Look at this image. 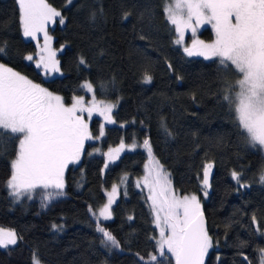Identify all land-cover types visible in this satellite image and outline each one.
I'll return each instance as SVG.
<instances>
[{"label":"trees","instance_id":"16d2710c","mask_svg":"<svg viewBox=\"0 0 264 264\" xmlns=\"http://www.w3.org/2000/svg\"><path fill=\"white\" fill-rule=\"evenodd\" d=\"M67 1L47 0L65 18L63 26L50 30L53 46L64 47L57 56L61 76L47 77L25 61L36 47L23 37L15 0H0V46H5L0 63L61 96L67 105L73 96L84 94L80 86L85 81L91 82L99 101L116 105V123L105 125L100 139L85 144L81 160L64 172V195L46 205L41 195L20 204L9 196L6 181L18 141L4 139L0 227L22 239L11 248H0V264H32L33 252L42 264H169V256L160 258L155 251L152 216L144 194L133 183L144 174L147 154L126 151L102 173V153L121 140L143 145L145 139L170 174L173 190L181 196L196 194L202 203L213 241L205 264H260L264 184L259 176L264 156L243 142L235 114L223 101L225 84L235 83L239 73L218 60L185 56L174 43L176 33L163 12L164 0H73L66 7ZM211 36L207 28L204 39ZM81 57L86 65L79 63ZM146 71L152 76L148 84L143 83ZM101 124L93 118V137L100 135ZM205 162L213 164V174L203 199ZM233 171L241 174L246 187L232 179ZM117 183L122 188L111 210L113 218L101 221L120 243L113 248L101 244L97 221L88 209L103 206L104 191ZM53 224L63 225L62 230L54 232ZM150 254L158 261H150Z\"/></svg>","mask_w":264,"mask_h":264},{"label":"snow or ice","instance_id":"6c2138e0","mask_svg":"<svg viewBox=\"0 0 264 264\" xmlns=\"http://www.w3.org/2000/svg\"><path fill=\"white\" fill-rule=\"evenodd\" d=\"M16 3L23 36L37 41L35 57L26 55L24 59L35 60L36 68H42L45 75L59 72L48 25L55 23L57 18L61 25L65 23L61 11L47 0H16ZM163 12L175 29L177 38L174 43L183 46L187 56L216 57L223 67L231 65L239 73L240 78L235 83L225 84L223 101L235 114L243 142L251 148L264 150V0H164ZM128 15L124 13L125 18ZM203 24H211L215 39L206 43L194 38L190 46L185 45V32L190 30L195 37L197 28ZM38 34H43L42 46ZM141 39L145 37L141 36ZM4 52L5 46H0V54ZM79 63L86 65V60L81 57ZM151 80L152 76L146 71L143 83H151ZM80 87L94 92L89 81ZM72 100L71 106H67L61 96L0 63V144L5 138L9 142L18 141L11 161V174L6 181L9 195L15 200L19 201L24 196L32 199L37 189L43 190L45 205L64 195L67 166L80 160L85 141L100 139L105 134V124H101L100 135L93 137L83 118L85 112L89 117L98 112L107 124L116 123L113 119L115 104H97L93 98L85 106L83 96H73ZM167 134L171 135L170 132ZM140 146L136 143L126 145L121 140L118 147L102 153L105 168L125 150L132 151ZM142 147L149 157L142 183L148 190L147 200L151 204L155 228L159 230L155 251L160 258H167L170 253L169 264L172 259L175 264H205L213 241L206 228L200 200L195 194H176L170 174L153 156L150 141L145 139ZM212 168L211 162L202 165L201 186L205 195L210 186ZM231 177L240 187L247 186L241 183L239 172L233 171ZM126 179L122 178V182ZM259 182L264 184V170L260 173ZM139 186L140 182L137 183ZM117 193L118 187L114 184L106 193L107 203L99 209L98 215L92 207L88 209L97 221L96 231L101 234V244L105 247H120L116 237L101 223L112 218L111 207ZM252 223H257L255 215ZM62 228L63 225H52L54 232ZM260 234L264 235V231ZM21 239L15 231L0 227V248L16 245ZM260 253V264H264V249ZM149 260L157 262L158 257L150 254ZM32 264H41L36 252H33Z\"/></svg>","mask_w":264,"mask_h":264},{"label":"rangeland","instance_id":"374dc122","mask_svg":"<svg viewBox=\"0 0 264 264\" xmlns=\"http://www.w3.org/2000/svg\"><path fill=\"white\" fill-rule=\"evenodd\" d=\"M16 1V0H15ZM72 1L73 0H68L67 1V4H66V7H68V6H70L71 4H72ZM17 4V3H16ZM59 11V10H58ZM58 19L59 18H57V21L55 22V23H53V24H50V25H48V32H49V35L52 37V41H51V47H52V49L56 52V59L58 60V55L60 54V53H62L63 51H64V47H60V48H56V47H54L53 46V41H54V38H53V36L51 35V33H50V30L52 29V28H54L55 26H56V24H58V25H60V26H63V25H61L59 22H58ZM207 28L208 29H210L211 30V34H212V36H211V38L210 39H207V40H205L204 39V35H205V31L207 30ZM175 30V29H174ZM23 34V33H22ZM24 37V36H23ZM25 39H27V40H29V41H31L33 44H34V46L36 47V52H37V41L36 40H32L31 38H26V37H24ZM177 38V35H176V37H175V39ZM200 39V40H203V41H205L206 43H210V42H212L214 39H215V34H214V31H213V29H212V26H211V24H203V25H201L199 28H197V30H196V35H195V37H193V35H192V32L190 31V30H187L186 32H185V45H187V46H190L191 45V42H192V40L193 39ZM38 40H39V43H40V45L42 46L43 45V43H44V37H43V34H38ZM177 45V44H176ZM177 46H179L180 47V49H181V51L184 53V51H183V46H181V45H177ZM36 54V53H35ZM35 54H32L34 57H35ZM185 54V53H184ZM185 56H187L186 54H185ZM187 57H189V56H187ZM190 58H195V59H197V58H200V59H202V60H205V61H208V60H218L219 61V59L218 58H216V57H211V58H208V59H205L203 56H191ZM36 59H38V57H36ZM27 63H29V64H32V65H34L35 66V60L34 61H27V60H25ZM36 67V66H35ZM58 67H59V64H58ZM60 69V68H59ZM41 71L45 74V72H44V70L41 68ZM62 75V72H61V70L59 71V72H53V73H50V74H48V75H46L47 77H59V76H61ZM41 85V84H40ZM42 86V85H41ZM43 87V86H42ZM84 90V94L82 95L83 97H84V99H85V106H88V104L93 100V98H95V100H96V102H97V104H105V103H108V102H101V101H99L96 97H95V94H94V92H92V93H90V92H88L86 89H83ZM50 91V90H49ZM53 93V92H52ZM53 94H55V93H53ZM56 95V94H55ZM64 101V100H63ZM72 102H73V100H72ZM72 102H71V104H72ZM65 103V102H64ZM71 104H69V105H67V106H71ZM115 109V108H114ZM114 109H113V111H114ZM83 118L85 119V121L88 123V125H89V131H90V128H91V122L93 121V118H97V119H99V120H101L102 122H103V124H105V125H114V124H107L106 123V121H105V119H104V117L103 116H101V115H99L98 114V112H93V115L91 116V117H89L88 116V113L87 112H85L84 114H83ZM126 126V124L124 125V127ZM124 127H122V128H124ZM91 133H92V131H90ZM93 140H87V141H85V144L86 143H88V142H92ZM126 145H131V144H133V143H131V144H128V143H125ZM136 144H138V143H136ZM138 145H141V144H138ZM119 145H117V146H115V148L116 147H118ZM114 149V148H113ZM254 149V148H253ZM137 150H142V151H144L146 154H147V157H148V153H147V150L144 148V147H142V145L140 146V147H137L136 149H134V150H132V151H137ZM126 151H128V150H125L124 152H122V153H125ZM260 152H261V154L264 156V150H260ZM121 153V154H122ZM82 154L83 153H81V157H82ZM120 154V155H121ZM81 157H80V160H81ZM104 159H105V157H104ZM79 160V161H80ZM148 162H147V164L149 163V157H148ZM156 160V159H155ZM78 161V162H79ZM105 161V160H104ZM158 161V160H157ZM77 162V163H78ZM160 163V162H159ZM76 164V163H75ZM111 164V163H110ZM109 164V165H110ZM161 164V163H160ZM70 165H73V164H69L68 166H70ZM108 165V166H109ZM68 166H67V168H68ZM66 168V169H67ZM66 169H65V171H66ZM106 171V168H105V166H104V168H103V174H104V172ZM146 175V169L144 168V174L141 176V177H139L137 180H135L133 183H134V187H135V189L139 192H141V193H143L144 194V196H145V201H146V203H147V206H148V209H149V212H150V214H151V216H152V225H153V227H154V230H155V233H154V243H155V240L156 239H158L159 238V230L158 229H156L155 228V224H154V218H153V214H152V211H151V204H150V201H148L147 200V196H148V190H147V188H145L144 187V185H143V183H142V181H143V177ZM138 182H140V186L139 187H137V183ZM117 185V187H118V193H117V195H116V198H115V202L113 203V205H112V207H111V210H112V208L114 207V204L117 202V200H118V198L120 197V189L122 188V186H121V184H119V183H117L116 184ZM172 188H173V186H172ZM111 189H112V187L111 188H109V189H107V190H105L104 191V195H105V203H107V195H106V193H108V192H110L111 191ZM42 193H43V190L42 189H37L34 193H33V198L32 199H36V197H37V195H41L42 196ZM176 193V192H175ZM177 194V193H176ZM179 195V194H178ZM196 195V194H195ZM10 196V195H9ZM183 196V195H182ZM11 197V199L13 200V202L15 203V204H20L21 202H23V201H31L32 199H28L27 198V196H24V197H21V199L19 200V201H17V200H15L12 196H10ZM198 197V196H197ZM202 197H203V199H206L207 198V195H205V193H204V190H203V195H202ZM61 198H63V197H61ZM199 199V198H198ZM104 203V204H105ZM103 204V205H104ZM200 204H201V209H202V203H201V201H200ZM101 207H103V206H101ZM101 207H99V208H97V210L95 211L96 212V214L98 215L99 214V209L101 208ZM112 218H113V216H112ZM112 218L110 219V220H112ZM110 220H107V221H102V222H108V221H110ZM14 245H10V246H8L7 248H11V247H13ZM112 250L111 249H109L108 250V253L110 254V252H111ZM167 256H171V254L170 253H168L167 254ZM174 260V259H173ZM42 264V263H41Z\"/></svg>","mask_w":264,"mask_h":264},{"label":"water","instance_id":"95a60500","mask_svg":"<svg viewBox=\"0 0 264 264\" xmlns=\"http://www.w3.org/2000/svg\"><path fill=\"white\" fill-rule=\"evenodd\" d=\"M212 174H213V169H212V171H211V173H210V176H209V185H210V183H211V181H212V179H211ZM202 179H203V177H202ZM207 192H208V193L210 192V186H209V188L207 189ZM203 215H204V214H203ZM204 219H205V216H204ZM205 223H206V228H207V222H206V219H205ZM174 264H175V261H174Z\"/></svg>","mask_w":264,"mask_h":264}]
</instances>
